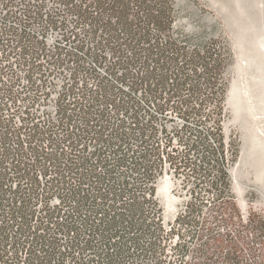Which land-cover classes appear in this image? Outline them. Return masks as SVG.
Returning <instances> with one entry per match:
<instances>
[{
  "label": "trees",
  "instance_id": "1",
  "mask_svg": "<svg viewBox=\"0 0 264 264\" xmlns=\"http://www.w3.org/2000/svg\"><path fill=\"white\" fill-rule=\"evenodd\" d=\"M176 0H0V264H264L230 169L224 27ZM185 196L167 219L165 174Z\"/></svg>",
  "mask_w": 264,
  "mask_h": 264
},
{
  "label": "rangeland",
  "instance_id": "2",
  "mask_svg": "<svg viewBox=\"0 0 264 264\" xmlns=\"http://www.w3.org/2000/svg\"><path fill=\"white\" fill-rule=\"evenodd\" d=\"M179 18L190 28L224 27L233 61L226 76L228 116L225 131L237 136L240 156L231 167L233 189L243 212L264 215V0H176ZM175 179L165 174L159 197L167 219L183 207L185 196L175 191Z\"/></svg>",
  "mask_w": 264,
  "mask_h": 264
}]
</instances>
